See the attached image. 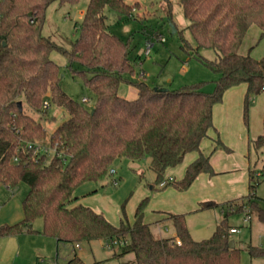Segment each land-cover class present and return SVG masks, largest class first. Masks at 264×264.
<instances>
[{"label":"trees","instance_id":"trees-1","mask_svg":"<svg viewBox=\"0 0 264 264\" xmlns=\"http://www.w3.org/2000/svg\"><path fill=\"white\" fill-rule=\"evenodd\" d=\"M53 1L72 4L77 0H0V185L27 186L21 201L23 218L0 225V237L39 233L55 239L57 245L116 240L120 242L117 257L131 253L134 264H240V249L229 247L232 227L226 220L229 213L245 212L241 200L246 198V214L253 210L264 223V209L253 193L252 172L249 193L227 202L224 217L202 240L193 239L183 214H164L172 222L175 237L155 235L144 221L147 197L138 203L132 222L124 215L119 225H113L103 214L77 203L75 191L85 183L101 184L113 162L121 158L148 159L155 175L152 189L165 182L159 187L185 191L198 174H213L208 156L200 153L181 179L167 181L166 177L167 170L178 166L186 154L199 151L201 141L214 128L213 106L222 101L227 89L240 84L246 86L243 121L247 126L249 104L264 91V56L255 59L238 50L251 25H257L260 38L264 37V0H180L196 51L208 47L217 53L213 61L196 55L218 74L210 92L202 89L203 81L159 92L135 76L128 43L107 30L103 11L108 6L130 16L136 3L89 0L78 38L67 51L42 34L45 11ZM162 1L169 5V0ZM53 50L65 53L72 72L82 76L94 95L92 107L62 90L60 67L50 58ZM74 62L78 67H72ZM123 84L136 89L134 98L121 95ZM21 96L41 115L46 113L42 104L47 99L67 114L51 131L50 146H57L49 161L46 153H34V146L29 147L45 139L46 129L22 105L18 107ZM262 126L263 133L250 141L256 147L264 146V116ZM216 146L224 147L220 141ZM217 206L207 200L198 209ZM37 218L42 221L40 231L32 226ZM258 253L259 248L249 250L250 255ZM63 264H82V260L74 254Z\"/></svg>","mask_w":264,"mask_h":264},{"label":"rangeland","instance_id":"rangeland-1","mask_svg":"<svg viewBox=\"0 0 264 264\" xmlns=\"http://www.w3.org/2000/svg\"><path fill=\"white\" fill-rule=\"evenodd\" d=\"M88 2L89 0H77L72 4H59L57 1L50 3L45 11L42 34L50 37L56 45L64 50L70 51L72 43L78 38V25L82 21L83 12ZM126 2L130 5L136 3V5H132L130 16L120 14L108 6L104 8L103 12L107 30L128 43L129 59L134 61L135 76L141 77L145 83L151 86L169 89L203 81L202 89L206 92L212 91L214 80L217 79L218 74L202 63L196 55L213 61L217 58V53L208 47H201L196 51L194 39L187 29L188 21L183 15L180 0H169V5L162 0H126ZM170 25L176 29L175 33H171ZM159 35L164 38V42L158 41ZM147 41L152 43L149 56L139 55ZM238 52L242 55L249 54L255 59L264 56V37L260 38V29L257 25L253 24L248 28ZM50 58L60 67L62 90L85 107H92L94 95L84 85L82 76L78 72H72V68L68 66V56L58 50H53ZM72 67H78L77 62H74ZM120 93L123 97L132 99L136 96V89L123 84ZM83 97L88 101L82 102ZM263 98L264 91L253 97L256 102ZM20 100L23 110L42 122L46 129V137L39 142V145L49 149L51 131L67 117L66 112L50 104L47 99L49 107L46 109V113L41 115L26 105L23 96ZM251 106L252 102L249 104L246 128H248L250 139L253 136L255 139L257 135L263 133V127L259 114L249 115ZM249 143V174L250 170H253L255 184L253 193L259 205L264 209V179L262 178L264 175V146L256 147L253 142ZM51 156L52 153L49 152L47 161ZM148 162V159H117L111 166L115 171L114 175L108 174L99 185L82 184L76 189L75 194L80 197L81 194L96 189L95 192L87 194L89 200L81 203L82 205L87 206L89 204L86 203H90L93 206L91 209L103 214L113 225H119L124 215L131 222L138 203L147 197H142L141 192L154 191L150 188L155 184V175L149 168ZM258 173L260 175L256 176ZM113 178L118 180L116 186L112 183ZM15 188L22 197L27 191V186L24 183H19ZM241 202L245 205V212H234L227 215L228 225L239 229L238 233L230 234V239L240 249V264H264V223L258 219L255 211L251 210L246 214L249 210L246 206L248 204L245 203L246 198ZM122 206H124L123 210ZM225 212L227 211H222L219 208L190 213L186 215L188 218L185 217L186 227L195 240L208 238L215 228L216 219L221 220ZM149 214H146L147 220L151 219L152 214ZM245 215L249 217L246 222L243 220ZM35 224H42L41 219H35L32 226ZM150 227L157 236L159 235L157 231L165 238L175 234L174 227L169 220L151 224ZM105 243L103 240L81 242L74 245L59 243L56 250V243L52 238L44 264H48V262L62 264L74 254L82 260V264H105L108 261L110 262L107 264H134L131 253L117 257V254L120 253L119 246L110 249L106 247ZM251 247L259 248L261 253L250 255Z\"/></svg>","mask_w":264,"mask_h":264},{"label":"crops","instance_id":"crops-1","mask_svg":"<svg viewBox=\"0 0 264 264\" xmlns=\"http://www.w3.org/2000/svg\"><path fill=\"white\" fill-rule=\"evenodd\" d=\"M245 94V84L231 87L224 92L222 101L212 108L214 128L210 129L208 136L201 141L199 151L186 154L178 166L167 171V178L181 179L186 166L200 153L208 156L213 174H198L185 191H178L171 186L160 188L155 185V189H152V186L150 188L154 191L141 192L142 197H148V203L144 209L145 222L151 225L161 223L164 220L171 221L164 216L165 213L183 214L186 217L190 213L198 212L199 203L207 200H212L218 204L217 207L213 208L214 210L220 208L224 211L227 202H236L249 193V142L254 139V136L250 139L248 128H246L242 117ZM254 113L259 114L262 121L264 98L257 102L253 99L249 115ZM218 141L224 147H217ZM93 191L96 189L88 191V193ZM88 193L81 194L80 197L76 194L78 196L77 203L87 202L89 200ZM23 197L16 192V188L12 189L0 185V225L14 224L23 218L21 204ZM86 204L93 208L90 203ZM147 213L148 215H150L149 213L152 214L151 219H148L149 221L146 219L148 218ZM219 221L217 218L216 225ZM33 228L40 231L42 224H35ZM157 232L158 236L162 237L159 231ZM172 237H175V234L166 238ZM50 239L52 238L39 233H22L15 236L0 237V264H44L45 259H47L46 254ZM57 247L56 243V250ZM48 264H53V262H48Z\"/></svg>","mask_w":264,"mask_h":264},{"label":"built area","instance_id":"built-area-1","mask_svg":"<svg viewBox=\"0 0 264 264\" xmlns=\"http://www.w3.org/2000/svg\"><path fill=\"white\" fill-rule=\"evenodd\" d=\"M158 41L160 42H164V38L162 36H158ZM152 47V43L150 41H147L146 44H145V47L143 49L140 50L139 52V55H142V56H149L150 54V48ZM262 90H264V87H262ZM88 99L83 97L82 98V102H87ZM253 102V99L251 100ZM49 107V104L47 101H44L43 104H42V108L43 109H48ZM33 147V151L34 153H46L48 154L49 152L54 154L56 153V146L57 144L55 143L53 146H50V148H43L38 144H33V145H29V147ZM109 174L110 175H114L115 174V171L114 169L110 168L109 169ZM260 174H256V176H259ZM262 178L264 179V175H262ZM173 179L171 177H168L167 178V181H172ZM112 183L114 186H116L118 184V180L116 178H113L112 179ZM165 182H162L159 184L160 187L164 186ZM243 220L246 222L247 220H249V217L245 215V217L243 218ZM239 232V229L236 228V227H232L229 229V234H232V233H238ZM120 244L119 241H116V240H113V241H109V242H106L105 245L107 248H110V249H113L114 246H118Z\"/></svg>","mask_w":264,"mask_h":264},{"label":"water","instance_id":"water-1","mask_svg":"<svg viewBox=\"0 0 264 264\" xmlns=\"http://www.w3.org/2000/svg\"><path fill=\"white\" fill-rule=\"evenodd\" d=\"M170 28H171V33H175V32H176V29H175L172 25H170ZM153 89H154L155 91H159V92H166L168 88L154 86ZM17 105H18V107L21 109V102H18ZM92 112H93V111H92ZM234 245H235V244H234V241H233V240H230V241H229V247H230V248H233ZM263 251H264V250H263Z\"/></svg>","mask_w":264,"mask_h":264}]
</instances>
